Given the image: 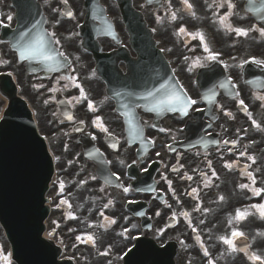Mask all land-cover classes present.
Segmentation results:
<instances>
[{
	"label": "flooded vegetation",
	"instance_id": "flooded-vegetation-1",
	"mask_svg": "<svg viewBox=\"0 0 264 264\" xmlns=\"http://www.w3.org/2000/svg\"><path fill=\"white\" fill-rule=\"evenodd\" d=\"M226 8L225 0H193L194 11L190 12V17L187 20L177 22V25L179 27L182 24L186 25L192 33H196L197 31L202 32L212 52L220 53L217 60L223 66L228 78L231 79L232 82H236L239 79L238 66L240 62L238 57L242 56L243 44L229 45L228 43L224 32L228 15L226 13ZM221 17H226L223 24L220 22ZM158 40L161 49L171 58L176 68L178 80L188 84L192 95L198 97L197 90L192 86V80L194 82L199 67L201 68L209 61L207 58L208 53L204 51L199 39H193L188 35V44L183 47L176 36L171 33L166 18H163L158 31ZM255 54H258V52L255 51ZM216 81H219V79ZM74 89V87L71 88L69 92H72ZM217 89L222 93L221 88L217 87ZM262 92L264 93V90ZM99 115H101V112L98 111L94 113L82 112V118L85 121L84 131H87L93 137V141L100 149L107 152L103 146V130L99 126L101 121L97 120ZM105 124L107 125V132L115 133L117 131V127H112L114 122L106 121ZM213 128L217 133H220H218V135L219 138L222 139L221 142L206 138L198 148L183 151L184 155L180 158L187 162V169H190L195 175H201L204 178L220 175L226 170L225 165H227L230 160L235 163L237 161H243L246 158L244 145L238 143L236 145L237 149L233 150L232 147L235 146L233 143L235 140H230V137H235L237 133L240 135L242 129L236 127ZM225 141L228 143H225ZM255 146L258 147L259 144ZM110 156L111 155L107 153V157ZM255 174L257 177H263L264 175L262 172H256ZM228 207L230 208L231 205ZM221 213L222 210L218 213H212L208 216L209 221H217L221 217ZM251 220L252 226H256L257 220ZM251 255L252 254L247 248L242 253V256L249 260H251Z\"/></svg>",
	"mask_w": 264,
	"mask_h": 264
},
{
	"label": "snow or ice",
	"instance_id": "snow-or-ice-1",
	"mask_svg": "<svg viewBox=\"0 0 264 264\" xmlns=\"http://www.w3.org/2000/svg\"><path fill=\"white\" fill-rule=\"evenodd\" d=\"M63 2L65 4H67V0H63ZM183 3H185L189 9H191L192 6L190 4H188V0H183ZM228 6L232 7L230 2L228 4ZM53 11H56V9H53ZM67 15L69 17H71L73 15V13L71 11H68ZM11 19H12L11 16H9L8 20H11ZM172 19L173 20L176 19L174 14H173ZM225 19H226V17H221V21H220L221 24L224 23ZM233 31H235V33L239 36H246L248 34L249 29L235 28V29H233ZM185 32H187V29L184 28L183 26H181V28L178 29V34L179 33H185ZM260 32L262 35H264V29H260ZM53 35H55V34L53 33ZM188 35H190L191 38H193V39H199L204 51L208 53L207 58L209 60L215 61L217 59V57L220 55V53L212 52V50L209 48L208 43L206 41V38L202 32L197 31L196 33H188ZM26 37H28V33H22L21 37H20L21 41H24L22 44L19 45V55L22 59H40L41 61L49 62L50 64L56 63V57L53 56L51 54V52L46 48V42H45L43 35L38 34L37 36H35L31 39H26ZM57 43H58V41H57ZM61 55H63V54H61ZM253 60L257 63H262V61H256L255 57H253ZM74 86L80 90V96L87 100L88 97H87V94H86L85 90L83 89L82 85H80L78 82H74ZM150 95H151V93H150ZM262 99H264V98H262ZM196 103H197V101L195 99H190V98L185 99L180 94H178L175 90L169 91L167 89V87L165 86L164 87V95L159 100L156 107L157 108H163L166 106L172 110H175L177 107H179L181 110H186L187 105H189V104L195 105ZM239 103L242 106L244 105L243 100H240ZM87 106L90 110L94 109V103L91 100H88ZM225 114L227 115L228 113H225ZM249 116H251L250 113H249ZM97 120L101 121L99 126L102 128V130L107 132L108 129L103 126L102 118L97 117ZM94 123H95V121H94ZM252 124L257 128L260 127V125L255 120H252ZM225 143H228V142L225 141ZM242 155H243V153H242ZM249 159H251L253 163L256 162L253 157H249ZM225 166L227 167V165H225ZM213 174H215V173H213ZM112 175H116V174L113 173ZM248 175H249V178L252 179L253 184H255L256 183L255 177H253L251 173H249ZM190 178L191 177H189V179ZM117 179H119L118 176H117ZM60 187H61V189H63L62 183H61ZM240 187L241 188H248V185L241 184ZM123 191L128 192L129 189L127 187H125L123 189ZM196 191H197L196 189H192L193 193H195ZM251 191L253 192V194L255 196H260L262 193H264V189L258 188V187L252 188ZM220 199H223V197H221ZM61 203L67 204L68 201L62 200ZM251 207L257 210L261 219H264V202L258 203V204H253V205H251ZM101 215H103V213H101ZM185 215H187V214H185ZM236 216H237V219H245L246 213H242L239 209H237ZM111 222L115 223V220H112ZM243 235H244L243 232H241L239 230H233L231 232V237H221L220 239L232 251H236L237 247H236L235 240H236V238L242 237ZM76 239L80 240L81 242H91L93 244L95 243L94 237L91 235H87L86 239H85V237L77 236ZM102 254L106 255V253H102ZM204 255L208 256L209 253L205 250ZM250 259L254 262H260V264H264V260H262V258L258 255L252 254ZM209 264H213V262L210 261Z\"/></svg>",
	"mask_w": 264,
	"mask_h": 264
},
{
	"label": "water",
	"instance_id": "water-1",
	"mask_svg": "<svg viewBox=\"0 0 264 264\" xmlns=\"http://www.w3.org/2000/svg\"><path fill=\"white\" fill-rule=\"evenodd\" d=\"M125 13H129L127 9ZM127 27L132 26L128 23ZM5 126L16 127V123L9 122ZM38 203L14 202L0 205V221L13 246V257L18 264H58L55 261L57 251L39 238L45 209L40 206V198Z\"/></svg>",
	"mask_w": 264,
	"mask_h": 264
},
{
	"label": "rangeland",
	"instance_id": "rangeland-1",
	"mask_svg": "<svg viewBox=\"0 0 264 264\" xmlns=\"http://www.w3.org/2000/svg\"><path fill=\"white\" fill-rule=\"evenodd\" d=\"M71 1L74 4H76V0H71ZM105 4L108 7V12L111 14L112 18L114 20H116V23H117V17H116V11H115L114 5L112 3H109L106 0H105ZM70 26L71 25L69 24V27ZM2 59H3V63L4 64H10L11 63V58L8 55V52L5 53V55L3 56ZM11 67L15 70V72L17 74V72L19 71V68L17 66H14V65H12ZM32 102H33V105H34L33 106L31 104L32 107H33V109L34 108L35 109L37 108L36 113H35V117L39 120L38 114L40 115V110H39L38 107L35 106L34 99H32ZM252 120H255V119L253 117H250L249 118V121L251 122V124H252ZM40 124H41V122H40ZM168 124H172V122L171 121H168ZM251 124L247 123V126H251ZM252 126L255 127L253 124H252ZM52 151L55 154V156H57L56 154H58V153H57V148L55 146V143H53ZM230 185H231V183H230ZM119 201H120L119 199L112 201L111 202V206L113 205V203L119 202ZM55 220L59 222L58 216L55 217ZM55 220L53 218V214H51V216L47 219V221H46V235H47V237H51L50 230L52 231L51 234L52 233H56V242L59 245L62 244L63 251L65 249L64 255H66V254H72L74 252V246H75V244H70L69 241H68V239L65 238V242L66 243L64 245V236L66 234V232H65L66 226H62V224H67V223H65V219L61 223H58ZM105 230H106L105 233H102L103 231L100 232L99 230H96L97 236L98 237L104 236L105 239L107 240L106 243H113L114 244V247H112V249L108 253H106V255H104L102 257H99L97 259V261L94 262V264H101V262L108 261L109 259H107V258L110 255L115 254V252L116 253L119 252L126 244H128V241H121V243L119 245H115V243H116V241L118 239L117 236H115V235L113 236L112 233H110L111 232V229L108 228V229H105ZM77 235L80 236L79 234H77ZM187 246L189 248H193L195 245H194V243L192 241H189L187 239ZM83 251H85V249ZM8 252H9L8 245H7V243H6V241H5L4 237H3L2 231L0 229V264H13L11 262L10 258H9ZM77 255H79V252H77ZM193 264H200V257L194 258ZM235 264H238V263L236 262Z\"/></svg>",
	"mask_w": 264,
	"mask_h": 264
}]
</instances>
